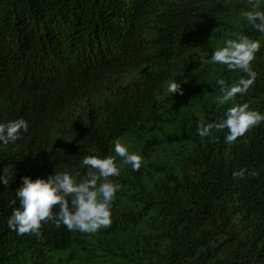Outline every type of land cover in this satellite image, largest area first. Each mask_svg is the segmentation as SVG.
Listing matches in <instances>:
<instances>
[{
    "label": "trees",
    "instance_id": "trees-1",
    "mask_svg": "<svg viewBox=\"0 0 264 264\" xmlns=\"http://www.w3.org/2000/svg\"><path fill=\"white\" fill-rule=\"evenodd\" d=\"M256 0H0V123L25 119L0 145V264H264V123L232 144L218 123L217 79L201 65L244 33L262 41L255 84L238 103L264 113V35L241 15ZM264 7V5H262ZM181 84L183 95L167 92ZM143 157L123 165L112 225L96 234L54 223L19 236L7 225L22 178L47 179L86 155ZM244 171L243 178L234 172Z\"/></svg>",
    "mask_w": 264,
    "mask_h": 264
},
{
    "label": "clouds",
    "instance_id": "clouds-1",
    "mask_svg": "<svg viewBox=\"0 0 264 264\" xmlns=\"http://www.w3.org/2000/svg\"><path fill=\"white\" fill-rule=\"evenodd\" d=\"M264 0H256L241 15L259 34L264 35ZM262 41L253 39L244 33H236L235 38L224 41L211 55V59L201 57L200 64L224 66L229 72H242L237 81L229 83L223 78L217 79L221 95L219 105H230L223 113L218 123L205 124L199 122L196 132L200 137H208L212 129L227 130L224 136L226 144H232L245 136L252 128L264 123V113L251 110L248 103H238L237 98L243 97L255 84L257 73L253 63L257 53L261 52ZM167 92L183 95L180 83L169 80ZM29 130L28 122L21 118L0 123V145H8L22 139V133ZM115 155L97 156L86 155L80 161L79 167L86 169V173L74 172L68 168L56 170L47 179L31 177L22 178V187L16 190L19 207L13 209L8 217V228L17 235H42L41 229L46 223H54L57 228L63 226L70 232L82 234H96L112 225V207L117 193L122 185L119 182L121 168L117 164V157L123 165L139 172L143 157L130 152L128 147L119 139L114 142ZM10 168H4L0 181L9 184ZM234 177L243 178L244 171L234 172Z\"/></svg>",
    "mask_w": 264,
    "mask_h": 264
}]
</instances>
